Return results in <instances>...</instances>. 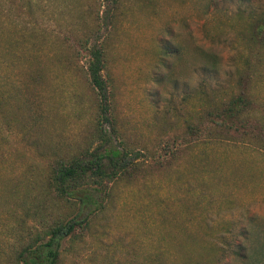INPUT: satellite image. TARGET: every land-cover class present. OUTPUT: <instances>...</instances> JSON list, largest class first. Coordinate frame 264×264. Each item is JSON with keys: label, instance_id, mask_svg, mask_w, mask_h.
I'll use <instances>...</instances> for the list:
<instances>
[{"label": "rangeland", "instance_id": "obj_1", "mask_svg": "<svg viewBox=\"0 0 264 264\" xmlns=\"http://www.w3.org/2000/svg\"><path fill=\"white\" fill-rule=\"evenodd\" d=\"M104 3L0 0V264L74 215L46 188L49 166L103 137L140 150L141 165L64 242L63 264H264V40L251 38L264 0H120L113 23ZM86 31L105 49L115 113L99 127ZM239 95L246 121L206 129Z\"/></svg>", "mask_w": 264, "mask_h": 264}, {"label": "trees", "instance_id": "obj_2", "mask_svg": "<svg viewBox=\"0 0 264 264\" xmlns=\"http://www.w3.org/2000/svg\"><path fill=\"white\" fill-rule=\"evenodd\" d=\"M26 9H30L34 0H25ZM249 1V0H243ZM120 0H110L104 3L111 7L109 16L113 23L116 12L120 8ZM26 27V26H25ZM26 29H28L26 27ZM27 31L34 34L38 28L33 27ZM91 32L86 31L77 38V43L87 51V74L91 85L98 96L96 123L101 126L105 121L115 118L112 107L110 82L105 76L106 54L103 46L90 44ZM252 39L263 42L264 40V10L254 17ZM68 36L64 37L68 41ZM75 47V46H74ZM80 49L77 51L80 54ZM165 54L178 53L179 48L166 44L162 47ZM215 68V66H214ZM248 100L239 95L229 100L228 106L215 114L211 122H206V129L216 127L238 128L239 124L246 121ZM204 122L196 123V143L199 141ZM202 126V127H201ZM189 130H194L195 125L189 122ZM102 146V147H100ZM94 149H86L78 154L57 158L50 164L46 177V188L58 200L68 201L75 213L70 218L57 217L38 232L35 237L17 250L10 251L6 256V264H63V244L69 240L76 243L83 239L86 232L91 229L94 220L105 211L112 201L116 185L125 179H132L140 168L141 151L128 147L126 144H110L107 137H103L102 144ZM242 258L247 253L242 246L234 251ZM198 264H216L207 260ZM229 264V263H226Z\"/></svg>", "mask_w": 264, "mask_h": 264}]
</instances>
